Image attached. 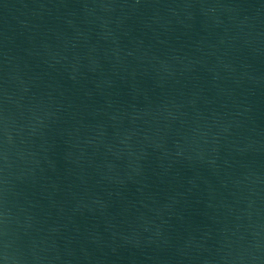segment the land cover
<instances>
[{
    "label": "water",
    "instance_id": "obj_1",
    "mask_svg": "<svg viewBox=\"0 0 264 264\" xmlns=\"http://www.w3.org/2000/svg\"><path fill=\"white\" fill-rule=\"evenodd\" d=\"M0 264H264V0H0Z\"/></svg>",
    "mask_w": 264,
    "mask_h": 264
}]
</instances>
